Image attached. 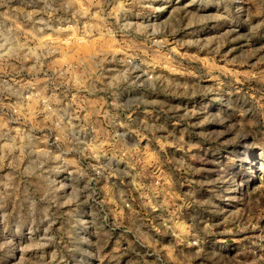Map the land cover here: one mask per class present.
<instances>
[{
	"label": "rangeland",
	"instance_id": "1",
	"mask_svg": "<svg viewBox=\"0 0 264 264\" xmlns=\"http://www.w3.org/2000/svg\"><path fill=\"white\" fill-rule=\"evenodd\" d=\"M0 264H264V0H0Z\"/></svg>",
	"mask_w": 264,
	"mask_h": 264
},
{
	"label": "built area",
	"instance_id": "2",
	"mask_svg": "<svg viewBox=\"0 0 264 264\" xmlns=\"http://www.w3.org/2000/svg\"><path fill=\"white\" fill-rule=\"evenodd\" d=\"M92 190H93V194L97 193V191L95 190L94 186L92 187Z\"/></svg>",
	"mask_w": 264,
	"mask_h": 264
}]
</instances>
